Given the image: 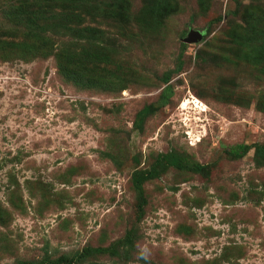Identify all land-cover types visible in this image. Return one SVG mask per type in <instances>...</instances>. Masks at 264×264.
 <instances>
[{"label": "rangeland", "instance_id": "rangeland-1", "mask_svg": "<svg viewBox=\"0 0 264 264\" xmlns=\"http://www.w3.org/2000/svg\"><path fill=\"white\" fill-rule=\"evenodd\" d=\"M95 247L264 264V0H0V264Z\"/></svg>", "mask_w": 264, "mask_h": 264}, {"label": "trees", "instance_id": "trees-1", "mask_svg": "<svg viewBox=\"0 0 264 264\" xmlns=\"http://www.w3.org/2000/svg\"><path fill=\"white\" fill-rule=\"evenodd\" d=\"M165 7L159 8V10H157V15H161L163 14ZM63 26L62 24H57V23H51L49 29L51 30H55L59 27ZM87 52H85L86 54ZM88 55L90 57V61L91 62H101V61H107V58L104 57L103 55H99L96 53H89L88 51ZM73 60V57H69L68 61ZM179 64L177 65V69L179 68ZM248 149V145H244V144H238L236 146L231 147V149L228 150L229 153L234 154L235 156H241L245 153V151ZM263 152V149H256V153H261ZM166 164H170L173 165L175 167H177L178 169L182 168V166L180 164H177L175 162H169ZM154 165H151V167H149L146 171L140 170V171H135L132 174L131 177V184L133 189L136 191V193L138 194L139 198H140V202L141 204L144 203V197H143V193H142V185L143 183H145L146 181H149L151 179H153L156 175V171L155 168L153 167ZM126 240V239H125ZM104 248L101 247H95L93 249H84L79 255L77 256H72V257H66L63 255H59L54 259V263L56 264H74V262L78 259V256H83L86 254H89L90 252H101L103 251ZM113 252V251H112ZM114 253V252H113Z\"/></svg>", "mask_w": 264, "mask_h": 264}]
</instances>
